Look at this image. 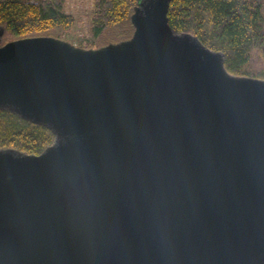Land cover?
Masks as SVG:
<instances>
[{"label":"water","instance_id":"95a60500","mask_svg":"<svg viewBox=\"0 0 264 264\" xmlns=\"http://www.w3.org/2000/svg\"><path fill=\"white\" fill-rule=\"evenodd\" d=\"M172 1L138 0L133 37L96 50L2 45L0 25V109L56 136L0 149V264H264V80L176 34ZM157 155L182 177L164 213L143 185Z\"/></svg>","mask_w":264,"mask_h":264},{"label":"trees","instance_id":"16d2710c","mask_svg":"<svg viewBox=\"0 0 264 264\" xmlns=\"http://www.w3.org/2000/svg\"><path fill=\"white\" fill-rule=\"evenodd\" d=\"M137 5L138 0H99L96 22L102 27L127 21ZM72 22L61 0H0V25L16 40ZM169 22L176 34L196 36L209 49L223 53L231 75L248 77L253 54L264 58V0H173ZM55 140L50 129L0 109V149L40 155Z\"/></svg>","mask_w":264,"mask_h":264},{"label":"rangeland","instance_id":"374dc122","mask_svg":"<svg viewBox=\"0 0 264 264\" xmlns=\"http://www.w3.org/2000/svg\"><path fill=\"white\" fill-rule=\"evenodd\" d=\"M61 2L64 13L73 18L71 25L68 27H58L49 30V32H40L35 37H53L69 42L78 48L96 50L110 44L129 40L134 35L135 28L131 19L112 24L105 23L104 26L100 27L96 22L99 0H61ZM100 28L103 31L99 35L97 31ZM14 38L5 33L2 45L15 41L16 39ZM249 69L251 74L248 78L264 80L261 79L264 76V58L259 52L253 54Z\"/></svg>","mask_w":264,"mask_h":264},{"label":"clouds","instance_id":"9594fccd","mask_svg":"<svg viewBox=\"0 0 264 264\" xmlns=\"http://www.w3.org/2000/svg\"><path fill=\"white\" fill-rule=\"evenodd\" d=\"M149 169L143 179L144 190L156 212L164 213L170 199L180 190L182 177L162 155L154 156L150 160ZM85 184L98 195L104 191L102 182L95 176L85 177Z\"/></svg>","mask_w":264,"mask_h":264}]
</instances>
